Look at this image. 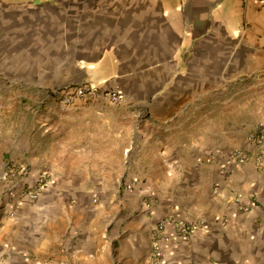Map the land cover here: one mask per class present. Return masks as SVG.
<instances>
[{
	"label": "crops",
	"instance_id": "0c3cea01",
	"mask_svg": "<svg viewBox=\"0 0 264 264\" xmlns=\"http://www.w3.org/2000/svg\"><path fill=\"white\" fill-rule=\"evenodd\" d=\"M263 67L261 0H0V264H264V108L205 119Z\"/></svg>",
	"mask_w": 264,
	"mask_h": 264
},
{
	"label": "rangeland",
	"instance_id": "374dc122",
	"mask_svg": "<svg viewBox=\"0 0 264 264\" xmlns=\"http://www.w3.org/2000/svg\"><path fill=\"white\" fill-rule=\"evenodd\" d=\"M264 68V67H263ZM261 69L260 73V80H255L253 82H247L243 81L237 84V90H234L233 93L235 94L238 92L239 98H231L223 96L220 92H216V94L213 95L212 98L209 97L208 99V113L206 115V121L209 127H215L218 128V130H221V123L223 121H226L229 123V120L232 117L233 113H238L239 119H243V117H248L249 119L251 118V105H257L259 108H264V69ZM68 87H71L70 85H64V86H59V87H52L49 88V92L53 93V91H62ZM14 99L6 102L5 104V110L8 112V109H15L16 111L19 110L23 105L20 102L17 101V99ZM235 101L237 102V107L232 106L231 103ZM252 103V104H251ZM247 105H250L247 107ZM9 106L10 108H7ZM249 109V111H248ZM5 111V112H6ZM13 111V110H12ZM233 111V112H232ZM6 112V113H7ZM234 114V116H235ZM255 115V114H254ZM256 112V116H259ZM202 116V117H201ZM8 117V116H7ZM5 118V117H4ZM3 117L0 118V120L4 119ZM226 119V120H225ZM231 121V120H230ZM185 123L191 122L193 124L192 128L189 130L187 127L184 130L183 127L177 128L175 130V136L173 137L175 140L176 145L182 149V152L179 155L186 156L188 155L187 149L188 147H184L181 144H186V146L190 143V138L187 136L188 134L192 133H198L200 128L202 129V123L204 122L203 115H197L196 117H192V120H184ZM258 131V130H257ZM256 129H250V130H243V131H238L241 133V135L245 136L241 137L243 140L248 139L251 135L256 134ZM227 132V131H226ZM231 133V131H228ZM182 146V147H180ZM211 149L209 148L207 151H210ZM168 165L174 166L176 169H182L184 166L182 163L179 162H169ZM148 180L149 182H157L163 181V179H158V178H149L145 179ZM177 181H181L182 179L179 177L176 179ZM183 195H181L182 197Z\"/></svg>",
	"mask_w": 264,
	"mask_h": 264
},
{
	"label": "built area",
	"instance_id": "2783aa9c",
	"mask_svg": "<svg viewBox=\"0 0 264 264\" xmlns=\"http://www.w3.org/2000/svg\"><path fill=\"white\" fill-rule=\"evenodd\" d=\"M261 1H264V0H261ZM96 94H97V89L88 83L74 85L62 91H53L52 93V95L57 99V104L60 108L71 106L77 99L92 98ZM108 96L113 103L120 102L122 98L118 90L111 91L108 94ZM257 135L259 139H264V124L260 128ZM232 159L236 163H244L248 160V156L242 153L241 151H236L232 154ZM225 173H226L225 169H222L220 171L221 175H225ZM40 189H41L40 187L29 189L26 191V196H28L29 199L36 201L40 197V193H41ZM164 228H165V224L161 223L153 234V241H154L153 247L155 251H157L160 234L163 232ZM178 228L180 229L181 232L186 233V234H189L190 232L193 231L192 228L185 227L183 225L178 226ZM152 264H159L158 260L155 259V261H153Z\"/></svg>",
	"mask_w": 264,
	"mask_h": 264
}]
</instances>
